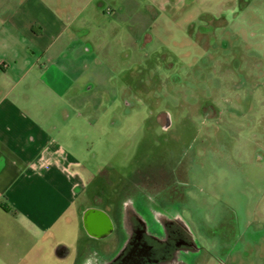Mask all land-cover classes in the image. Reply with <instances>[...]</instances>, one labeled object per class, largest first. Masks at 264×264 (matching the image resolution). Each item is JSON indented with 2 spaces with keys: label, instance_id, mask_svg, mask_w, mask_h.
Returning <instances> with one entry per match:
<instances>
[{
  "label": "rangeland",
  "instance_id": "1",
  "mask_svg": "<svg viewBox=\"0 0 264 264\" xmlns=\"http://www.w3.org/2000/svg\"><path fill=\"white\" fill-rule=\"evenodd\" d=\"M176 7L123 10L88 94V205L114 223L88 257L104 263L123 249L124 205L149 234L187 237L171 264H227L264 236V0Z\"/></svg>",
  "mask_w": 264,
  "mask_h": 264
},
{
  "label": "crops",
  "instance_id": "2",
  "mask_svg": "<svg viewBox=\"0 0 264 264\" xmlns=\"http://www.w3.org/2000/svg\"><path fill=\"white\" fill-rule=\"evenodd\" d=\"M210 2L0 0V264L85 260L88 237L111 233V218L88 205V94L119 40L116 26L138 5ZM263 237L229 250L227 264H248L253 250L264 264Z\"/></svg>",
  "mask_w": 264,
  "mask_h": 264
},
{
  "label": "flooded vegetation",
  "instance_id": "3",
  "mask_svg": "<svg viewBox=\"0 0 264 264\" xmlns=\"http://www.w3.org/2000/svg\"><path fill=\"white\" fill-rule=\"evenodd\" d=\"M116 215L125 230L122 251L106 263L99 257L89 256L79 259L80 264H171L175 252L188 246L187 237L171 225L164 228V238L149 234L138 207L124 205L116 210Z\"/></svg>",
  "mask_w": 264,
  "mask_h": 264
},
{
  "label": "water",
  "instance_id": "4",
  "mask_svg": "<svg viewBox=\"0 0 264 264\" xmlns=\"http://www.w3.org/2000/svg\"><path fill=\"white\" fill-rule=\"evenodd\" d=\"M101 232H104V233H106V232H107V230H106V229H104V230L102 229V231H101Z\"/></svg>",
  "mask_w": 264,
  "mask_h": 264
}]
</instances>
